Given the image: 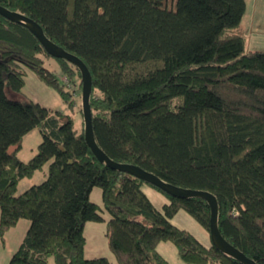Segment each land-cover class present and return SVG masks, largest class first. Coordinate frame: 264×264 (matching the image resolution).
Instances as JSON below:
<instances>
[{
    "label": "trees",
    "instance_id": "trees-1",
    "mask_svg": "<svg viewBox=\"0 0 264 264\" xmlns=\"http://www.w3.org/2000/svg\"><path fill=\"white\" fill-rule=\"evenodd\" d=\"M38 23L91 75L89 104L98 147L183 189L211 193L217 225L231 245L264 264V50H245L246 0H0ZM50 57L22 24L0 15V241L20 219L29 226L8 264H110L86 258L84 227L100 222L116 264H170L171 242L184 264H242L205 247L171 223L181 209L208 231L201 198L170 197L92 154L73 118L22 93L25 69L55 89L67 109L71 90L44 66ZM81 90L79 70L54 59ZM82 114V108H80ZM83 117V115H81ZM37 128L27 161L17 154ZM47 164L45 180L16 195L18 182ZM146 184L167 199L157 210ZM101 189L102 207L90 200Z\"/></svg>",
    "mask_w": 264,
    "mask_h": 264
},
{
    "label": "rangeland",
    "instance_id": "rangeland-1",
    "mask_svg": "<svg viewBox=\"0 0 264 264\" xmlns=\"http://www.w3.org/2000/svg\"><path fill=\"white\" fill-rule=\"evenodd\" d=\"M263 2V3H262ZM243 23L246 27L245 31V50H264V33H258V27L264 31V0H249L248 8L245 14ZM253 23V26L250 24ZM44 61V66L55 71L59 80H61L71 90L72 108L67 109L65 103L62 101L59 94L52 87L48 86L45 82L40 80L32 71L25 69L24 85L22 93L30 100L38 103L40 106L51 109L52 111H60L69 114L74 120V126L81 129L83 117L81 116V90L73 91L71 82L64 75L60 74L58 64L56 61L44 54L40 55ZM41 142V135L37 128L28 132L22 140V145L18 151V158L22 162H27L36 152L38 144ZM47 164L41 170L34 172L29 178H23L17 184L16 195H20L32 185L42 183L46 178ZM142 190L147 198L151 201L154 207L161 211L163 204L167 199L151 188L144 184ZM90 200L102 207L101 189L94 187L90 193ZM102 221L100 222H87L84 227L85 242V257H105L110 264H116V261L107 247L105 237V224L109 219V214L106 211L100 212ZM171 223L181 229L188 231L193 235L197 241L203 246H211V240L208 231L197 223L187 212L179 210L173 218ZM157 251L170 263V264H184L178 257L176 248L171 242H160L157 246ZM51 262V261H50ZM53 264V262H51Z\"/></svg>",
    "mask_w": 264,
    "mask_h": 264
},
{
    "label": "water",
    "instance_id": "water-1",
    "mask_svg": "<svg viewBox=\"0 0 264 264\" xmlns=\"http://www.w3.org/2000/svg\"><path fill=\"white\" fill-rule=\"evenodd\" d=\"M0 15L6 18L9 21L20 23L25 28H27L39 41L44 51L53 59H63L73 66H75L81 75V107L84 123V138L86 144L90 148L94 157L100 162L104 163L107 167L112 170H117L119 172H124L133 177L140 179L141 181L154 186L170 197L178 199L186 198H201L205 200L209 206L210 215H209V225L208 233L211 240V246H214L220 252L238 260L242 264H256L252 259L245 256L241 251L231 245L226 241L223 236L220 234L217 225V214H218V205L215 197L203 190H194V189H183L172 184H169L161 180L158 176L153 173L147 172L142 168L128 163L115 162L110 159L96 144L92 123H91V109L89 104V96L91 92V75L88 68L84 62L78 58L76 55L64 50L59 47L52 41H50L45 35L41 26L36 23L34 20L28 18L27 16L16 12L8 10L7 8L0 5Z\"/></svg>",
    "mask_w": 264,
    "mask_h": 264
},
{
    "label": "crops",
    "instance_id": "crops-1",
    "mask_svg": "<svg viewBox=\"0 0 264 264\" xmlns=\"http://www.w3.org/2000/svg\"><path fill=\"white\" fill-rule=\"evenodd\" d=\"M248 1L249 0H246L245 13H244L242 21H241V26L243 28L244 34H245V31L247 29L244 26L243 21H245L244 17H245V14L247 12ZM250 24L253 26V23L250 22ZM257 30H258L257 32L259 34L264 33V31L261 29V27H258ZM245 39H246V36H245ZM28 226H29L28 220L20 219L14 227H11L10 229H8L5 232L4 244H1V241H0V264H8L11 255L18 249L21 241L23 240ZM84 252H85V249H84ZM50 261L52 262V260H49V264H51Z\"/></svg>",
    "mask_w": 264,
    "mask_h": 264
}]
</instances>
